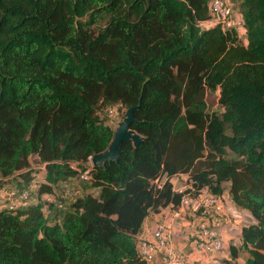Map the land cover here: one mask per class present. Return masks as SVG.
I'll return each instance as SVG.
<instances>
[{
	"label": "trees",
	"instance_id": "1",
	"mask_svg": "<svg viewBox=\"0 0 264 264\" xmlns=\"http://www.w3.org/2000/svg\"><path fill=\"white\" fill-rule=\"evenodd\" d=\"M209 2L0 0V186L13 176L20 190L37 184L32 156L44 174L36 200L0 203V264H145V219L192 191L174 190L178 173L192 194L221 196L229 182L255 218L221 264L242 251L264 264V0H233L244 40L220 23L201 27ZM218 88L222 111L212 112L206 95ZM139 103L131 127L144 139L90 165L114 135L103 112ZM72 179L96 192L65 197L58 187Z\"/></svg>",
	"mask_w": 264,
	"mask_h": 264
},
{
	"label": "built area",
	"instance_id": "2",
	"mask_svg": "<svg viewBox=\"0 0 264 264\" xmlns=\"http://www.w3.org/2000/svg\"><path fill=\"white\" fill-rule=\"evenodd\" d=\"M203 22L213 24L220 23L223 28H235L241 38H244L246 29L244 27L242 16L237 11L233 0H210L209 2V18ZM202 22V23H203ZM114 106L109 107L106 112L114 115ZM90 165L91 157L88 162ZM73 167L78 170V177L83 181H88L92 178L89 167L81 170L76 164ZM188 173H178L174 176H182ZM172 178V177H171ZM171 180V179H170ZM172 182V181H171ZM173 183V182H172ZM37 186L36 183L30 184L28 187L18 189L15 187H6L3 189V201L5 205L11 207L23 205L32 200V191ZM175 191L183 192L187 189L192 191L186 192L183 195L181 203H193L195 210H200L207 215L208 220H201L195 225L192 232V239L195 247L201 254L208 252H221L224 250L225 242L220 232L222 225V217L224 211V202L222 195H216L210 191L208 187H203L196 194L193 183L188 179V187H178L173 184ZM64 196H78L77 190H66ZM48 200L52 201L51 195H48ZM61 206V204H60ZM181 211H176V216L181 215ZM139 250L141 259L145 264H151L158 253H162L161 259L157 264H191L185 253L178 249L172 242V237L163 223H159L152 233V238L146 235L139 236Z\"/></svg>",
	"mask_w": 264,
	"mask_h": 264
},
{
	"label": "crops",
	"instance_id": "3",
	"mask_svg": "<svg viewBox=\"0 0 264 264\" xmlns=\"http://www.w3.org/2000/svg\"><path fill=\"white\" fill-rule=\"evenodd\" d=\"M210 26V25H209ZM189 175L184 174L182 176H173L171 181L174 185L188 187ZM6 180V179H5ZM75 179L69 181L73 182ZM183 180V181H182ZM179 181V182H178ZM181 181V182H180ZM11 186L10 184H8ZM224 192L222 193V199L224 202V211L221 215L222 225L220 226V232L225 242L224 250L217 253H212L210 256L201 255L193 242L192 232L198 221L208 220L202 211L200 214H196L195 206L193 203H181L178 207L169 205L162 208L156 213L150 214L144 221L142 232L140 235H146L148 238H152V233L156 229L159 223H163L172 237L173 244L183 252L188 254L189 259L196 260L197 264H221L224 259H228L230 255L229 245H240L242 242V229L243 226L250 222H255L253 215L246 209H242L236 206L231 198L229 192V182L223 183ZM3 195V188L0 187V203L1 196ZM180 210L182 213L180 216H176V211ZM162 253H158L156 259L161 258ZM245 256V259L243 258ZM248 253L242 251L237 258V264H246ZM205 258V260H202Z\"/></svg>",
	"mask_w": 264,
	"mask_h": 264
},
{
	"label": "rangeland",
	"instance_id": "4",
	"mask_svg": "<svg viewBox=\"0 0 264 264\" xmlns=\"http://www.w3.org/2000/svg\"><path fill=\"white\" fill-rule=\"evenodd\" d=\"M200 24H201V27L202 28H206L211 23L203 22V23H200ZM244 39L245 38H242V40H244ZM219 97H220V90H219V88L218 89H215V90H208L207 95H206V99H207L209 111H212V112L213 111L214 112H221L222 111V106H221ZM113 109H114V112H115L114 115L109 114L108 112L105 111V113L103 112V115H104L103 117H104L106 123H108L109 125H111L115 129L118 126V123L123 119L124 113H125V111H126L127 108L119 107V106H114ZM231 155H233V154L231 153ZM30 163H31V167H32V169L34 171L33 174H32L33 176L30 174L31 175V179L32 178L35 179V181H37V184H39L41 182V180H43L44 174L41 171L42 169L40 167L38 158L36 156H32L31 159H30ZM16 176H18V175H16ZM4 182H5V184H3V185L0 186V187L3 186L2 187L3 189H7L6 187H15L18 184L17 178H14V176L11 179H8L7 181H4ZM7 184H10L12 186H6ZM88 185L89 184L83 183V182L78 181V180H74L71 184H69V186H59L58 188H61L63 190H71V191L76 190V189H80L81 191L88 190V191H91V192H94L95 193L96 190L94 188H90V187L88 188V187H86ZM176 186H178V185H176ZM178 187H183V186H178ZM86 188H88V189H86ZM37 189H38V185L33 189V191H34L33 192V199L34 200H36L35 197L38 196ZM2 201H3V198L1 197V202ZM41 201H47L48 203L50 202L46 197H45L44 200L41 199ZM65 204H67V203L65 202L64 205ZM46 206H48V205H46ZM46 209L48 210L47 207H46ZM185 252H187V251L185 250ZM212 253H217V252H208V253H205V254H201V253L200 254L201 255L209 254V255H207V257H208ZM185 255L189 259L188 254L185 253ZM243 258L245 259V256H243ZM160 259H156L155 258L154 261L151 264H157ZM189 260H190L191 264H197L196 263V260H192V259H189ZM202 260H205V258H202Z\"/></svg>",
	"mask_w": 264,
	"mask_h": 264
},
{
	"label": "water",
	"instance_id": "5",
	"mask_svg": "<svg viewBox=\"0 0 264 264\" xmlns=\"http://www.w3.org/2000/svg\"><path fill=\"white\" fill-rule=\"evenodd\" d=\"M139 105L140 103L126 109L123 119L114 129L113 138L107 149L91 157L92 165L103 168L106 162L118 161L122 152V144L125 141H131L134 146H137L144 139L140 133L131 127L133 123H140L134 116V111Z\"/></svg>",
	"mask_w": 264,
	"mask_h": 264
}]
</instances>
